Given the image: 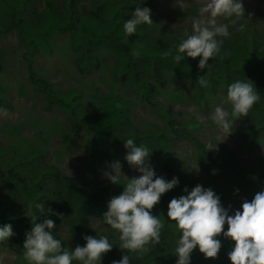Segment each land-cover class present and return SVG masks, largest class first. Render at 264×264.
I'll use <instances>...</instances> for the list:
<instances>
[{
    "label": "rangeland",
    "instance_id": "374dc122",
    "mask_svg": "<svg viewBox=\"0 0 264 264\" xmlns=\"http://www.w3.org/2000/svg\"><path fill=\"white\" fill-rule=\"evenodd\" d=\"M206 2L0 0V167L9 166L17 150H30L31 154L42 156L33 169L50 166L59 169L71 189L76 190L75 194L87 197L101 188L120 195L127 179L138 178L141 173L125 160L124 140L111 144L109 139L99 138L97 147L103 163L93 167L89 158L91 132L87 123L73 115L74 103H80V109L94 122L111 118L114 111H123L130 123L129 128L122 130L124 134H167L168 140H145V146L152 150L149 163L156 176L168 180L162 162L169 161L176 170L186 171L202 182L208 177L211 163L192 141L172 133L166 117L151 105L152 102L176 120L178 130L187 132L207 147H215L211 151L224 155L232 171L246 173L252 178L261 173L257 164L264 165V137L251 147L250 133L243 136L255 126V117L249 113L241 122L234 121L227 135L216 126L212 118L215 108L230 109L226 103L230 84L222 79L214 89L201 86L199 82L193 84L191 75L194 73L203 79L212 75H200L202 71L196 69L199 57L193 59L196 63L185 62L179 68L167 66L165 60L158 72L153 68L157 66H143L140 72L123 81L126 57L107 40L115 41L118 32L121 38L128 39L123 24L136 7H148L153 24L138 26L137 49L147 55L177 53L185 34L192 33L193 21ZM241 2L245 17L236 25H230V36L225 39L219 55L226 52L225 44L232 47L241 38L240 24L251 28L264 40V0ZM218 22L229 23L224 18H218ZM86 30L97 34L101 43H90L92 37L84 34ZM210 68L204 69L206 74L210 73ZM33 77L47 82L63 102L51 103L37 88ZM247 80L256 85L254 80ZM131 137L136 138L135 135ZM114 161L122 164L120 184L112 183L105 175L111 172L110 165ZM17 184L15 178L0 176V193L12 198L21 190ZM242 185H231L239 193L238 205L222 203L225 208L231 206L230 215L241 208L244 200L251 201L257 192L264 190V182L259 183V178L253 187L248 182H245L246 187ZM227 227L225 224L224 229ZM55 230L69 250L83 246L86 235L99 238L110 234L97 208L83 229L61 224ZM23 252L14 236L0 245L3 264H27Z\"/></svg>",
    "mask_w": 264,
    "mask_h": 264
},
{
    "label": "clouds",
    "instance_id": "9594fccd",
    "mask_svg": "<svg viewBox=\"0 0 264 264\" xmlns=\"http://www.w3.org/2000/svg\"><path fill=\"white\" fill-rule=\"evenodd\" d=\"M151 10L148 7H136L131 17L123 24L124 32L131 36L137 32L138 26L152 25ZM245 17L241 0H207L200 8L199 17L193 21L192 33H186L177 47V54L172 57L179 64L187 58L199 57L197 67L201 70L209 68L210 58L216 59L222 45L230 36V25ZM224 18L229 23H219ZM242 30L243 24L239 25ZM134 55L137 53H133ZM201 86L207 81L198 79ZM261 99L252 82L236 80L227 88L226 103L230 109L217 106L213 121L227 135L232 131L234 121L250 113ZM234 118V119H233ZM125 160L128 165L141 173L138 178L127 179L124 190L118 196L109 199L103 221L118 233L121 258L112 264H130L135 254L136 259L149 252L150 246L161 240V229L164 227L160 218L152 209L161 197L179 185L178 177L166 180L156 176L150 166L151 151L143 144L137 145L133 138H127ZM215 147L208 146V150ZM111 172L106 177L114 184H120L122 164L114 161L110 165ZM184 195L174 197L168 204L167 218L175 222L179 229L174 255L176 264H191V254L198 250L205 259H215L221 249V234L234 241L228 258L231 264H264V190L257 192L251 201L244 200L241 208L232 215L231 206L225 208L221 198L211 188L197 184L191 190L187 187ZM35 208L43 213L41 204ZM49 213L59 216V213ZM31 228L25 233L23 258L27 264H102L106 253L114 244L107 236H85L86 243L77 245L74 250L62 247V240L52 232L55 222L45 218L37 222L38 216L30 214ZM227 224V230L224 229ZM15 233L11 224L0 225V245H4ZM127 250V254L124 251ZM0 264H3L0 258Z\"/></svg>",
    "mask_w": 264,
    "mask_h": 264
},
{
    "label": "trees",
    "instance_id": "16d2710c",
    "mask_svg": "<svg viewBox=\"0 0 264 264\" xmlns=\"http://www.w3.org/2000/svg\"><path fill=\"white\" fill-rule=\"evenodd\" d=\"M73 0H70L72 3ZM13 24V23H10ZM91 36L90 43H101V38L94 34L90 30H86L84 34ZM109 39V40H108ZM110 46L116 48V50L126 57V63L122 72V80L126 81L129 76L140 72L143 66H157L153 67L156 72L160 70L159 66L165 61H168L167 66L173 65V67L179 68L185 62L196 63V60L192 58H185L179 64L175 63L172 59L177 53H170L167 55H147L142 49L136 47V35L133 34L124 40L119 36L114 41L111 38H107ZM122 43L116 44L115 42ZM124 44V45H123ZM226 48L224 55H219L216 59H211L210 73L206 74L203 69L200 75L210 77L205 79L207 81V87L214 89L215 84H218L220 79L225 80L231 84L236 80L252 79L256 82L254 86L256 91L260 94V101L254 105L250 114L255 117V126L249 131L243 133L245 137L246 133H250V145L254 147L259 139L264 137V40L259 38L257 34L247 26H244L241 33V38L235 42L232 47L225 44ZM137 54H133V53ZM226 54V55H225ZM223 56V57H221ZM219 68L221 70L219 71ZM198 76L194 73L191 75L193 84L198 83ZM37 88L45 95L51 103L55 104L63 102L60 95L56 94L52 87L41 79L32 78ZM97 103H101L100 100H96ZM155 106L159 112L162 113L169 124V127L174 135L182 136L192 141L196 148L200 151L201 155L206 158L210 164V171L208 177L202 182L196 181L186 171L176 170L169 161H163L162 167L166 173L168 180L173 177H178L179 185L173 190L165 193L160 202L154 206L152 212L158 216L164 225L161 229V240L157 245L150 246L149 252L142 258L136 259L135 254L133 260H130V264H176L177 257L173 254L176 246V242L179 239V229L176 228L175 222L169 221L167 218L168 204L174 197L184 195L183 191L185 187L191 190L197 184L202 185L205 188H211L221 198V203H229L232 205H238L240 202L239 193L232 188V183L245 186V182H248L251 187L254 186L256 180L259 178V183L264 182V165L258 163L257 166L260 169L259 174L252 178L246 173L242 174L238 171H232L229 166V160L225 159L224 155L215 153L208 150V147L202 144L192 135L185 131L178 130L176 128V120L170 116L166 111ZM82 106L80 103H74L73 115L79 121L87 123L88 129L92 135V142L89 146V158L90 162L95 167L96 165L103 163V157L97 147V140L99 138H107L114 144L127 138H132L131 135H135L136 143L145 145V140L158 139L168 140V135L160 133L157 135L144 136L141 134H124L122 130L124 127L129 128L130 123L126 114L119 110L114 111L111 118L107 120H101L98 122L91 121L88 116L80 109ZM113 109V108H112ZM245 117V116H243ZM234 119V118H233ZM243 118L240 117L235 120L238 122ZM155 152V150H153ZM30 150L21 151L17 150L16 158L8 166L0 167V176H8L9 178H15L18 180L17 186L21 187L12 198H9L0 193V225L11 224L13 232L15 233L14 239L17 245L23 247L25 242V233L31 228L30 214H36L38 216L37 222L42 221L45 218H50L55 222V227L52 230L53 234L62 240V247H67L61 235L55 230L61 224H68L78 229L85 227L86 221L92 215L93 210L97 208L99 214L103 219V214L107 211V203L110 198L115 195L101 188H97L89 196L84 197L75 194L76 190H72L69 181L63 175V173L53 167L44 169H33L34 164L42 156L40 153L31 154ZM263 163V162H262ZM251 174L252 171H249ZM250 187V188H251ZM257 190V188H255ZM41 204L45 209L43 213L39 212L35 208L36 204ZM51 209L53 213H49L47 210ZM110 229V234L107 236L109 241L114 244L113 249L106 253L102 259V264H112L113 260H119L121 258V250L118 244V233ZM87 236V235H86ZM218 239L221 240V249L215 259H205L203 254L198 250H194L191 254V264H231L228 258V252L231 251L234 241L229 238L223 237L221 234ZM127 254V250L124 251ZM76 264V262H73Z\"/></svg>",
    "mask_w": 264,
    "mask_h": 264
}]
</instances>
